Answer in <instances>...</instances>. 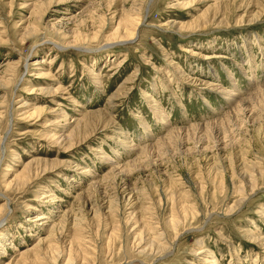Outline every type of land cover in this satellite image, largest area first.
<instances>
[{"label":"rangeland","instance_id":"rangeland-1","mask_svg":"<svg viewBox=\"0 0 264 264\" xmlns=\"http://www.w3.org/2000/svg\"><path fill=\"white\" fill-rule=\"evenodd\" d=\"M255 237L264 0H0V264H264Z\"/></svg>","mask_w":264,"mask_h":264},{"label":"bare ground","instance_id":"bare-ground-1","mask_svg":"<svg viewBox=\"0 0 264 264\" xmlns=\"http://www.w3.org/2000/svg\"><path fill=\"white\" fill-rule=\"evenodd\" d=\"M128 20H129V19H128ZM126 22H127V21H126ZM129 22H130V20H129ZM124 24H125V23H124ZM125 28H126V27H125ZM119 29H120V28H119ZM120 30H121V29H120ZM126 30H127V29H126ZM116 38H117V37H116ZM129 41H132V40H128V41H127V40H126V41H120V43H121V42H129ZM113 44H114V43H113ZM115 44H117V43H115ZM236 96H237V95H236ZM235 99L238 100V98H235ZM235 99H234V100H235ZM237 100H235V101H237ZM239 103H240V102H239ZM242 111H243V110H242ZM242 113H243V112H242ZM218 124H219V123H218ZM210 125H211V124H210ZM210 125H209L208 127H210ZM211 126H212V125H211ZM215 126H216V125H215ZM194 128H195V127H194ZM210 128H211V131H212L213 128H212V127H210ZM195 129H196V128H195ZM216 129H217V128H216ZM214 130H215V129H214ZM193 131H194V130H193ZM196 131H197V130H196ZM209 131H210V130H209ZM207 132H208V130H207ZM212 132H213V131H212ZM190 133H191V132L189 131L188 134H190ZM171 135H172V134H171ZM180 135H181V133H180ZM204 136H205V135H204ZM123 138H124V137H123ZM173 138H175V137H173ZM170 139H171V138H170ZM180 139H181V138H180ZM183 139H184V137H183ZM189 139H190V138H189ZM171 140H172V139H171ZM171 140H170V141H171ZM175 140H176V139H175ZM181 140H182V139H181ZM161 142H163V140H162ZM165 142H166V140H165L164 143H162V144H166V143H167V142H166V143H165ZM171 142H172V141H171ZM178 142H179V141H178ZM180 142H181V141H180ZM162 144H161V145H162ZM167 145H168V144H167ZM144 149H145V148H144ZM144 149H143V150H144ZM146 150H147V148H146ZM146 152H147V151H146ZM139 160H140V159H139ZM139 160H137V161H139ZM140 161H141V160H140ZM140 161H139V162H140ZM234 162H235V161H234ZM133 163L136 165V162H135V161H134ZM138 164H139V163H138ZM232 167H233V165H232ZM133 193H134V191H133ZM252 193H254V190H253ZM131 194H132V193H131ZM131 194H128V195H131ZM251 195H252V194H250V196H251ZM131 196H132V195H131ZM105 197H106V196H105ZM126 197H127V196H126ZM128 197H129V196H128ZM136 197H137V196H136ZM81 198H82V197H81ZM103 198H104V197H103ZM132 198H133V197H132ZM113 199H116V197L113 198ZM127 199H128V198H127ZM130 199H131V198H130ZM80 200H81V199H80ZM111 200H112V199H111ZM123 200H124V199H123ZM133 201H134V200H133ZM245 201H246V199H243V200L240 202L241 205H242ZM111 202H112V201H111ZM111 202H107V203H111ZM129 202H130V201H129ZM115 203H116V202H115ZM238 204H239V203H238ZM241 205H240V206L238 205V206L241 207ZM92 206H93V205H92ZM100 206H101V205H100ZM105 206H106V205H105ZM115 206H117V205H115ZM236 206H237V205H236ZM94 207H97V206H94ZM118 207H119V206H118ZM99 208H100V207H99ZM104 208H105V207H104ZM104 208H103V209H104ZM108 208H109V207H108ZM108 208H107V209H108ZM110 208H111V209L113 208V205H112V204H110ZM110 208H109V209H110ZM235 208H236V207L234 206L233 209H235ZM233 209H232V210H233ZM90 210H92V209H90ZM104 210H105V209H104ZM113 210H114V209H113ZM115 210H116V209H115ZM232 210H231V212H232ZM100 213H102V211H101ZM94 214H95V213H94ZM76 216H77V215H76ZM68 218H69V217H68ZM41 220L44 221V220H45V217H41V218H39V221H41ZM68 220H69V219H68ZM43 221H42V222H43ZM80 221H81V220H80ZM66 222H67V221H66ZM81 222H84L83 219H82ZM73 223H74V222H73ZM84 223H85V222H84ZM82 224H83V223H82ZM173 224H174V223H173ZM174 225H175V224H174ZM42 226H43V225H42ZM75 226H76V225H75ZM54 227H55V226H54ZM54 227H52V228H54ZM55 228H56V227H55ZM76 228H77V227H76ZM52 233H53V232H52ZM56 233H57V232H56ZM51 235H52V234H51ZM51 235H49V236H51ZM143 235H144V234H143ZM145 235H146V234H145ZM142 238H143V237H142ZM263 240H264L263 237H255V239H253L254 242H258L259 244H261L262 246H264V242H263ZM44 241H45L44 239L40 240L39 243H38V246H40L41 244H43ZM142 241H143V240H142ZM143 242L145 243V241H143ZM153 242H154V241H153ZM155 242H156V241H155ZM155 242H154V243H155ZM140 243H141V242H140ZM154 243H153V244H154ZM262 243H263V244H262ZM141 244H142V243H141ZM48 245H49V244H48ZM154 245H156V244H154ZM140 246H141V245H140ZM143 246H144V245H143ZM143 246H142V247H143ZM156 246H157V245H156ZM159 246L161 247V250H162V251H165V249L162 248L163 245H159ZM150 248H152V247H150ZM72 249H73V248H72ZM72 249H71V250H72ZM148 250H149V248H148ZM152 250H153V249H152ZM29 251H30V250H29ZM149 251H150V250H149ZM71 252H72V251H71ZM74 252H75V251H74ZM158 252H159V251H158ZM75 253H76V252H75ZM69 255H72V253H70ZM23 256H25V254H23ZM70 258H71V257H70ZM70 258H69V259H70ZM74 259H75V256H74ZM74 259L72 258V260H74ZM207 259H208V258H207ZM212 259H213V258H212ZM69 261H71V260H69ZM206 261H207V260H206ZM213 261L215 262V260H213ZM207 262H208V261H207ZM214 262H213V263H214ZM19 264H20V263H19ZM207 264H208V263H207Z\"/></svg>","mask_w":264,"mask_h":264}]
</instances>
